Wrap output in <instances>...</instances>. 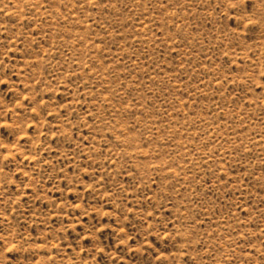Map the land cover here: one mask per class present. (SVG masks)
Listing matches in <instances>:
<instances>
[{
    "label": "rangeland",
    "instance_id": "rangeland-1",
    "mask_svg": "<svg viewBox=\"0 0 264 264\" xmlns=\"http://www.w3.org/2000/svg\"><path fill=\"white\" fill-rule=\"evenodd\" d=\"M0 264H264V0H0Z\"/></svg>",
    "mask_w": 264,
    "mask_h": 264
}]
</instances>
